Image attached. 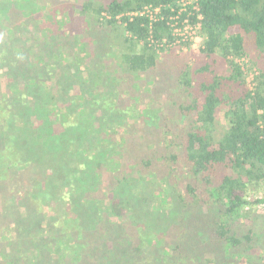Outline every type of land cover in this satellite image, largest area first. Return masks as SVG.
I'll return each instance as SVG.
<instances>
[{
	"label": "trees",
	"instance_id": "trees-1",
	"mask_svg": "<svg viewBox=\"0 0 264 264\" xmlns=\"http://www.w3.org/2000/svg\"><path fill=\"white\" fill-rule=\"evenodd\" d=\"M180 1L39 18L38 1L0 0V224L21 245L4 263L264 264V221L241 216L264 204V0L182 15L200 65L163 57L183 47ZM146 6L157 20L128 16Z\"/></svg>",
	"mask_w": 264,
	"mask_h": 264
},
{
	"label": "rangeland",
	"instance_id": "rangeland-1",
	"mask_svg": "<svg viewBox=\"0 0 264 264\" xmlns=\"http://www.w3.org/2000/svg\"><path fill=\"white\" fill-rule=\"evenodd\" d=\"M35 1H38L39 4L41 5L39 12H37L36 14V16L40 18V17H48L49 13H61L60 11L63 9H65L66 13L72 14L74 16V14H77V10L81 8V5L83 4L85 0H35ZM98 1H101V0H98ZM71 23L73 25L75 23L84 24V18L78 21L73 20ZM202 45H203V38L198 35L195 38V41H193V43H191V45L188 46L186 49L174 48L167 54L163 55V57H175L174 55L178 53L179 56L181 57L184 56V59H189L190 64L198 63L197 65H200L201 63L205 61V58H204L205 56L201 51ZM217 58H218V62L216 61V65L218 66V68H221V69L223 68L224 70V68L226 67V64L224 63V59L219 56H217ZM92 60H94V62L97 61L96 58H93ZM246 62L248 63V60ZM244 67L246 69L245 74H246L247 81H250L252 79L251 74H253V71H252L253 69L249 68L246 65ZM151 85H152V82H148V86H151ZM217 120H218L217 122L218 128H217L216 133H217V136H219L224 131V129H226L228 126L226 118L224 117V109L219 110ZM32 175L34 176V173H31L30 177ZM261 195L262 196L264 195V189L261 192ZM0 209H1V205H0ZM241 216L244 218V220L248 222H252L255 217H259L264 221V204L255 205V206H252V208L248 207L246 210L243 211ZM1 221L2 220H0V223ZM6 225H7L6 223L2 225L0 224V245L3 246V247L0 246V251L2 250L4 254L7 253L8 255L12 257H17V256L21 257L20 256L21 245H19L18 243L14 244V246L8 245V242L12 240L13 232L9 231L6 228L7 227ZM257 252H261L264 255V250L258 249ZM247 259L248 257H245L244 261L246 262ZM1 260L3 261V264H6V262L4 263L5 260H4L2 253H0V264H1ZM247 264H253V263L247 262Z\"/></svg>",
	"mask_w": 264,
	"mask_h": 264
},
{
	"label": "built area",
	"instance_id": "built-area-1",
	"mask_svg": "<svg viewBox=\"0 0 264 264\" xmlns=\"http://www.w3.org/2000/svg\"><path fill=\"white\" fill-rule=\"evenodd\" d=\"M180 8L177 11V14L173 15L171 17V26L174 36L177 37L176 44L180 43L183 44V49H186L188 45H185L186 43H193L195 41V38L199 35L198 27L191 23L190 18L187 16L186 18H182V15L184 13L188 15H193L194 11L199 10V2L198 0H181L179 4ZM147 15L150 17L151 20H157L161 14V8L160 7H152V6H146L141 11H132L128 13V16L133 18L135 15ZM118 18L121 17V15L117 16ZM252 79H253V74ZM252 79L250 82L252 83Z\"/></svg>",
	"mask_w": 264,
	"mask_h": 264
}]
</instances>
